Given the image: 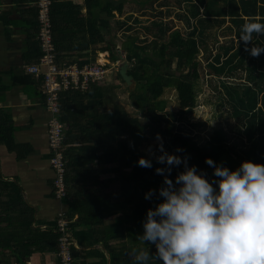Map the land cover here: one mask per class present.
I'll return each mask as SVG.
<instances>
[{
	"label": "trees",
	"instance_id": "obj_1",
	"mask_svg": "<svg viewBox=\"0 0 264 264\" xmlns=\"http://www.w3.org/2000/svg\"><path fill=\"white\" fill-rule=\"evenodd\" d=\"M183 1L191 3L189 12L184 15L188 26L192 27L190 32L184 33L180 28L170 26L164 20V12L160 11L156 15L160 20L155 18L152 20V26L144 25L147 31L153 33V40H150L154 46L152 53H146L143 46L133 43L138 37H130V40L124 43L126 64H129L126 74L123 69L125 66L114 68L110 76L92 81L86 90L71 88L61 92L62 120L66 122L64 154L68 194L64 199L70 203L68 215L72 217L78 213L76 223L90 222L87 218L92 211L87 208H92L95 205L93 202L98 198L93 191L87 192L88 198L82 197V189L78 187L82 182L90 185L88 179L92 178V183L106 185L119 179L121 186L119 196L123 197L122 221L125 231L129 237L131 236L130 240L126 239L121 250L125 264H134L130 255L133 248L148 246L138 239V234L143 232V220L147 209L162 199L158 189L163 183V175L155 171L158 163L155 157L147 156L140 149L146 139V126L142 124L140 118L131 115L117 101H113L111 109H105L109 101L108 94L116 87L129 83L130 77L135 78L137 83H140V91L131 90L129 87L130 94L134 105L138 109H146L147 115L151 117L148 130L150 137H156L157 133L162 134L164 145L169 151H176L177 146H181L183 152L179 154L181 156L187 154L188 163L198 165V170H205L209 178L214 175V170L206 163L207 156L230 168L237 167L243 159L238 152L232 151L231 146L225 144L227 138L223 128L216 129L213 136H209V140L200 144L193 134L195 123L187 118L194 112L197 103L196 87L201 67L198 55L202 50H207L205 44L207 30L229 19L232 22L231 27L234 26V38L230 43L221 45V51L208 55L207 62L210 73L214 72L218 78L226 103L230 106L231 115L237 119L231 130L243 135L249 143L248 149L245 150L246 156L252 160L264 161V52L259 56H253L244 47V42L238 39L242 25L249 18L264 17V0H227L225 10L215 9V0ZM124 3L125 0H107L106 4L103 3L102 10L107 12L108 19L100 20L94 12L93 16L88 17L87 26L94 44L106 42L99 24L110 28L111 18L116 16L115 11L120 15L125 14ZM92 4L94 7L101 5L100 0H92ZM203 7H206L204 12ZM134 12L132 9L116 23L121 28L133 29L134 24L139 22L137 18H132ZM52 24L56 52L61 59L65 47L59 46L57 41V21L54 16ZM167 33L169 39L161 41ZM253 40L254 43L260 44L264 42V35L254 34ZM251 43L253 42H249ZM68 49L73 51L74 47ZM37 50L38 58L42 53L40 42ZM98 50H109L112 61L119 60L112 43L107 41L106 45L94 47L91 51L83 53L81 50L78 63L83 65L95 61ZM241 70L245 71V74L239 75L238 82L221 77L228 74V77L232 78V73ZM166 89H173L176 92L178 111L166 108L167 99L164 98ZM201 109L198 108L196 114L201 113ZM11 135L12 123L9 115L0 110V136L10 138ZM86 143L87 145L82 146L84 153H80L76 145ZM142 155L153 160L151 167L138 163V158ZM183 167V164L173 167L169 173L173 180ZM103 174L114 176L101 178ZM149 188L157 189L152 199L145 197V192ZM99 210L104 212L103 208ZM39 233L44 238L43 244L47 250L59 249L58 233L55 228H44ZM149 248L151 252L156 251L154 243H149ZM152 264L161 262L153 257Z\"/></svg>",
	"mask_w": 264,
	"mask_h": 264
},
{
	"label": "crops",
	"instance_id": "obj_2",
	"mask_svg": "<svg viewBox=\"0 0 264 264\" xmlns=\"http://www.w3.org/2000/svg\"><path fill=\"white\" fill-rule=\"evenodd\" d=\"M106 2L100 0L101 5L94 7L92 0H53L51 16L57 21V41L65 47L61 59L77 61L81 50L84 53L106 45L109 27L99 24L106 42L94 44L87 26L92 12L100 20L108 19L102 10ZM38 29L35 0H0V110L12 123L11 137L0 136V264H60L58 250H47L39 232L55 228L59 212L68 215L70 209V203L54 193L55 173L48 144L50 112L42 78L26 70L39 58ZM69 47H74L73 51ZM84 145L87 143L76 145L80 153H84ZM113 176L103 174L101 178ZM91 179L90 185H78L82 197L88 198L87 192L93 191L98 200L87 208L92 211L89 223H76L78 213L72 216L74 264H125L121 250L131 236L122 221L119 179L106 185Z\"/></svg>",
	"mask_w": 264,
	"mask_h": 264
},
{
	"label": "clouds",
	"instance_id": "obj_3",
	"mask_svg": "<svg viewBox=\"0 0 264 264\" xmlns=\"http://www.w3.org/2000/svg\"><path fill=\"white\" fill-rule=\"evenodd\" d=\"M254 34L264 35V17L249 18L238 38L251 55L259 56L264 42L254 43ZM156 139L149 147L158 162L155 171L163 175L158 189L162 199L146 211L138 239L148 246L132 249L134 264H152L153 257L161 264H264V161L244 159L230 168L207 156L214 170L209 178L188 163L187 154H179L181 146L169 151L162 134ZM138 163L151 167L153 160L142 155ZM181 164L183 170L173 180L169 173ZM156 193L149 188L145 197ZM146 241L155 244V252Z\"/></svg>",
	"mask_w": 264,
	"mask_h": 264
},
{
	"label": "rangeland",
	"instance_id": "obj_4",
	"mask_svg": "<svg viewBox=\"0 0 264 264\" xmlns=\"http://www.w3.org/2000/svg\"><path fill=\"white\" fill-rule=\"evenodd\" d=\"M147 6V7H146ZM189 7L191 3L183 0H153L151 3L150 0H125L124 10L125 14L118 15L111 18V25L109 32L107 33V39L112 43L114 52L120 54V61L117 68L120 66V63L126 61V57L122 56V53H126L124 43L129 41L130 37H138L134 40V44L143 46L146 53H152L154 46L151 44L152 31H147L144 25L152 26V20L155 18L160 20L156 15L163 11L164 20L173 28H180L184 33H188L192 30V27L188 26L185 14L189 12ZM215 9L227 8V0H215L214 3ZM135 12L132 13V18H137L138 23L134 24L133 29L121 28V26L116 23L117 20H122V18L129 14L131 10ZM206 11V7L202 8V12ZM123 16V17H122ZM229 19L226 21L216 24L211 28H208L205 44H207V50H202L198 59L201 62V67L199 68L200 78L197 83V103L194 108V112L191 113L187 118L194 122L193 125V134L196 137V140L203 144L206 140H209L211 136L215 133L214 131L218 128H223L226 132V141L227 146L233 148L232 151H236L241 156V159H250L246 156L245 150L248 149L249 143L246 142V138L238 133H235L233 130V125L237 122V119L234 115H231L229 110L230 106L226 103V97L224 92L221 90V85L218 83V78L210 73V67L208 66L207 56L211 53H215L222 50L221 45L224 43H230L231 39L234 38V26ZM155 30V29H153ZM129 39V40H128ZM169 39V33L161 41H167ZM160 41V42H161ZM120 51V52H119ZM124 55V54H123ZM112 61V59H111ZM124 74H126L129 64H124ZM187 71V70H186ZM245 74V71H237L232 73L231 77H228V74H223L221 77L224 79H229L232 82L240 81L239 75ZM130 83H125L122 86L116 87L113 92L109 93V101L105 107L106 110L111 109L114 104L113 101H117L124 106V108L134 116H138L142 124L146 127V139L142 143L140 149L147 156L155 157L152 154L150 145H155L158 143L156 137H150L148 130L151 124V117L147 115L146 109H138L133 103V97L130 94ZM140 83L133 84V89L135 91H140ZM112 98V99H111ZM164 98L167 99L166 108L168 110L178 111V99L176 92L173 89H166L164 93ZM224 102V103H223ZM202 108L201 113L196 114V110ZM210 136V137H209ZM157 151V150H156Z\"/></svg>",
	"mask_w": 264,
	"mask_h": 264
},
{
	"label": "built area",
	"instance_id": "obj_5",
	"mask_svg": "<svg viewBox=\"0 0 264 264\" xmlns=\"http://www.w3.org/2000/svg\"><path fill=\"white\" fill-rule=\"evenodd\" d=\"M53 0H35L38 11L39 29L37 37L42 53L36 62L26 66V70L42 78L45 92V104L50 112L48 122V144L51 150L50 163L54 169L53 187L57 198L68 194L66 184V122L62 120L61 92L68 89L86 90L92 81L110 76L117 68L120 58L111 61L110 51L98 52L95 61L79 64L78 61L60 59L53 38L51 8ZM124 54V55H123ZM126 57V53H122ZM73 218L65 212H59L55 230L58 233V256L60 264H74Z\"/></svg>",
	"mask_w": 264,
	"mask_h": 264
},
{
	"label": "water",
	"instance_id": "obj_6",
	"mask_svg": "<svg viewBox=\"0 0 264 264\" xmlns=\"http://www.w3.org/2000/svg\"><path fill=\"white\" fill-rule=\"evenodd\" d=\"M137 84V81L135 78L133 77H130V89L133 90V84Z\"/></svg>",
	"mask_w": 264,
	"mask_h": 264
}]
</instances>
